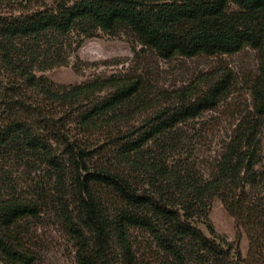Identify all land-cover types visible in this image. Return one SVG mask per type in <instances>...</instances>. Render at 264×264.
Wrapping results in <instances>:
<instances>
[{"label": "trees", "instance_id": "16d2710c", "mask_svg": "<svg viewBox=\"0 0 264 264\" xmlns=\"http://www.w3.org/2000/svg\"><path fill=\"white\" fill-rule=\"evenodd\" d=\"M189 22L217 31L165 28ZM122 27L163 60L257 53L251 104L234 105L215 156L198 159L184 125L231 104L228 66L156 95L141 76L71 86L37 76L66 66L92 31ZM9 160L31 180L23 194ZM0 183L9 262L36 263L26 224L53 213L77 264H264V0H0ZM216 199L246 235V256L208 222Z\"/></svg>", "mask_w": 264, "mask_h": 264}, {"label": "rangeland", "instance_id": "374dc122", "mask_svg": "<svg viewBox=\"0 0 264 264\" xmlns=\"http://www.w3.org/2000/svg\"><path fill=\"white\" fill-rule=\"evenodd\" d=\"M194 1L205 4L213 0ZM165 28L190 38L207 36L217 31V27L210 23L189 22ZM76 39L77 35L73 34L72 41ZM80 40L79 49L71 53L66 66L37 71V76H44L60 86L77 85L111 76H141L147 82V95H156L160 91L187 87L202 73L215 67L224 65L234 70L237 82L229 101L231 106L206 113L184 125L186 130L195 135L191 147H194L198 159L206 160L209 155L215 156L213 150L217 148L218 140L234 127L229 117L234 105L241 110L251 104L246 83L255 74L258 65L257 53L251 49L238 55L219 58L187 59L179 56L172 60H163L142 46L135 35L124 27L111 32L92 31ZM4 172L12 175L9 177L16 182L18 193L27 192L31 180L25 175V169L9 160L5 163ZM7 192L9 190L0 183V197L6 196ZM208 222L217 234L230 242L239 243L243 256L247 255L249 244L246 235L239 232L234 218L217 199L212 204ZM198 226L210 236L205 224ZM25 229L28 231L31 249L37 256L35 264H77L75 244L55 214L47 213L36 220L28 221ZM0 264L19 263L6 261L0 254Z\"/></svg>", "mask_w": 264, "mask_h": 264}]
</instances>
